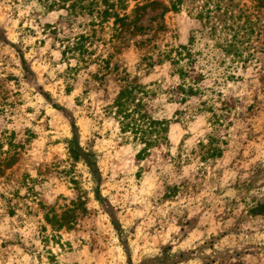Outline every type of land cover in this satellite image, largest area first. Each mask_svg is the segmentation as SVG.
I'll return each mask as SVG.
<instances>
[{
    "label": "rangeland",
    "instance_id": "rangeland-1",
    "mask_svg": "<svg viewBox=\"0 0 264 264\" xmlns=\"http://www.w3.org/2000/svg\"><path fill=\"white\" fill-rule=\"evenodd\" d=\"M64 14L0 0V264H264V216L248 213L264 203V79L240 70L241 83L203 98L216 113L222 98L231 108L213 131L222 156L199 159L212 130L197 99H160L151 114L171 120L169 147L137 162L101 113L124 84L115 71L93 62L74 70L76 61L62 57L52 29L65 25ZM89 19L79 17L73 33ZM166 22L181 44L200 27L186 11ZM90 51L92 60L113 54L111 70L117 64L143 84H170L168 64L148 75L134 69V47L114 52L95 41ZM74 135L97 174L70 157ZM67 208V224L47 221Z\"/></svg>",
    "mask_w": 264,
    "mask_h": 264
},
{
    "label": "trees",
    "instance_id": "trees-1",
    "mask_svg": "<svg viewBox=\"0 0 264 264\" xmlns=\"http://www.w3.org/2000/svg\"><path fill=\"white\" fill-rule=\"evenodd\" d=\"M31 1H36L43 11L65 12L61 18L65 25L52 30L59 35L62 57L76 61L74 70L93 62L102 70L117 73L124 85L101 113L117 123L122 141L136 148L137 162H143L154 148L169 147L171 120L156 119L151 114V107L160 99L179 104L197 99L196 111L211 113L208 122L212 130L206 135V141L198 143L202 151L199 159L203 163L222 156L224 150L213 131L220 121L228 118L231 108L222 98V111L216 113L215 106L210 104L213 99L203 98L207 92L221 98L229 83H241L245 78L240 70L252 69L264 79V0ZM182 11L200 25L183 44L173 41L166 22L168 14ZM84 14L90 16L86 23L89 28L83 33H73L78 18ZM66 29L71 33L65 34ZM95 41L114 52L134 47L138 53L134 69L141 71L142 68L145 75L156 66L170 65V84L168 87H163L162 81L143 84L137 73L131 78L127 69L119 71L117 64L111 70L113 54L107 58L99 55L92 60L90 47ZM68 152L73 161L81 162L97 174L93 153L80 147L77 135L68 141ZM77 204L83 203L78 200ZM77 204L72 206L75 208ZM70 212L67 208L63 218L54 214L46 219L62 227L68 223L66 217ZM248 213L264 216V203L253 205Z\"/></svg>",
    "mask_w": 264,
    "mask_h": 264
}]
</instances>
